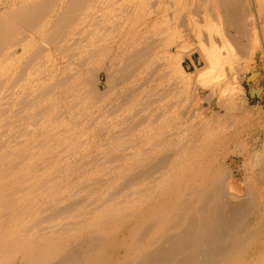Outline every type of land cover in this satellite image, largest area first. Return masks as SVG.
<instances>
[{
    "label": "bare ground",
    "instance_id": "6f19581e",
    "mask_svg": "<svg viewBox=\"0 0 264 264\" xmlns=\"http://www.w3.org/2000/svg\"><path fill=\"white\" fill-rule=\"evenodd\" d=\"M263 4L0 0V264H264Z\"/></svg>",
    "mask_w": 264,
    "mask_h": 264
},
{
    "label": "rangeland",
    "instance_id": "374dc122",
    "mask_svg": "<svg viewBox=\"0 0 264 264\" xmlns=\"http://www.w3.org/2000/svg\"><path fill=\"white\" fill-rule=\"evenodd\" d=\"M262 2H264V0H262ZM259 34L260 33L257 34V36H258L257 37V39H258L257 45H259V46H258V48H257V46L255 47L258 51H256V49L254 48L253 40L245 39L244 43H245V47H247L246 48L247 51H245L244 53H239L238 57L240 60L241 55L245 54L246 58H245V56L243 58H241L242 61L240 60L241 65H239V68L230 71L229 76L230 75L233 76L236 73V75H238V77L241 76V78L243 79L245 75H247L248 77L251 75V70H252V67L254 65H256L257 69H259L258 67H260L261 65L262 66L264 65V62L261 60V58L259 59L260 55L264 56V38L261 37ZM250 44H252V45H250ZM199 45H200L199 40L194 39L193 41L186 42L184 49H183L184 51L187 50L186 51L187 53H185V55L183 56V61H182L183 66L185 67V69L188 72H191L192 75H195L194 71H195L196 65L198 67H202L204 65V62L200 60L201 51H204L206 49V51L209 50L210 52H212L211 51L212 49H209V48L201 47V49H200ZM195 46L198 49H194ZM259 47H260V49H259ZM191 50H193V51L191 52ZM182 55H183V53H182ZM253 56L257 57L256 63H255V61H253V58H252ZM233 71H235V73ZM212 74H210V75H212ZM209 77L211 78L212 76H209ZM209 77L206 78L207 80L205 79L206 82H211V81L213 82V80H211L212 78L210 79ZM216 79L217 78H215L214 81H217ZM205 80H203V81H205ZM220 81L222 82V80H220ZM247 81H249V80L247 79L244 83H242L245 87L246 97H248V101L246 102V108L249 109L253 113V116L250 119L251 121L246 124L244 134H245L246 140L249 137L250 138L249 140L251 141V139H253V137L251 135H258L259 134L260 136H262L264 138V69L261 70L258 79L255 82H252V86H251V82H247ZM194 83L199 84V83H197V81ZM213 83H216V82H213ZM213 83H211V84H213ZM200 84L201 85L205 84V82H203V83L200 82ZM252 88H254V89L260 88L261 90H263L262 94L259 98L258 97H252V94L250 92ZM206 92H208V91L206 90ZM205 97L206 96L204 95L205 101L203 100V102H202V103H204V105L208 104V100ZM211 99L216 103L218 101L216 96L211 98ZM247 135H249V136H247Z\"/></svg>",
    "mask_w": 264,
    "mask_h": 264
}]
</instances>
